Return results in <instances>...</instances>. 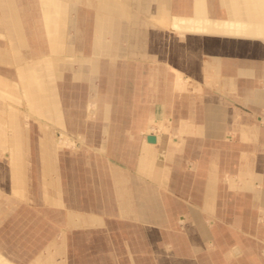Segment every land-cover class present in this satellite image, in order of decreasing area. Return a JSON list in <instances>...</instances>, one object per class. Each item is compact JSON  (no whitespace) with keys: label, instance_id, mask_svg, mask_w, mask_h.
I'll return each mask as SVG.
<instances>
[{"label":"crops","instance_id":"0c3cea01","mask_svg":"<svg viewBox=\"0 0 264 264\" xmlns=\"http://www.w3.org/2000/svg\"><path fill=\"white\" fill-rule=\"evenodd\" d=\"M58 1L40 0L39 3V20L48 50L27 65L17 56L15 70L23 85L31 82L32 93L25 94L30 111L58 124L65 134L62 139L69 142L61 141L77 147L66 151L60 160L61 185L56 189L59 207L64 208V249L79 247L73 261L87 264H264L262 238L220 237L218 225L209 227L203 218L210 217L215 199L221 196L236 198L241 206L250 208L264 205V0H152L175 30L172 34L177 38V50L185 57L182 62L177 61L178 69L192 70L193 66L186 65L189 60L197 61L199 55H206L201 58L200 68L203 69L205 61L208 93L194 97L186 94L188 91L168 87L169 83L161 85L159 97H153L152 109L147 113V117L157 116L160 120H147L138 126L130 124L134 113L113 108L119 100L115 96L124 91V83L117 85L118 89L103 84L102 91L98 92L97 102L101 107L98 110L96 101L90 100L86 111L70 110L62 115L57 90L46 83L44 72L58 76L60 64L75 62L78 66L72 69L71 76L82 79L86 75L91 81L100 65L98 56L113 54L119 45L116 39L122 29L115 26V16H126L122 4L127 5L129 0H85L89 6L94 5L91 20L95 25L89 47L82 46L81 42L77 44L84 32L82 8L78 7L82 0ZM26 4L25 0H0V21L9 19L12 25L6 26L7 32L14 27L16 32L13 33L21 43L26 34L21 33V19L17 15L21 12L20 5L30 10ZM145 7L148 16V11L152 10ZM152 13L151 18H156L157 14ZM202 20L216 25L213 29L195 28L194 24ZM62 27L63 34L58 31ZM4 35L0 30V37ZM12 46L20 56L19 43ZM28 71L39 74L40 84L27 80ZM198 111L202 113H195ZM87 113L94 120H89ZM8 116H15L14 108H10ZM164 117H206L209 121L204 132L208 139L228 132L232 136L218 143L193 136L179 139L174 136L180 131L179 125L164 127ZM120 118H128V124L121 125ZM155 127L164 130H154ZM3 130L4 125L0 124V133ZM13 132L16 143L20 132ZM68 133L79 136V142L74 144L76 141ZM149 135L155 137L154 142L147 140ZM249 137L251 141L246 140ZM201 146H205L208 155L204 163L195 157V151ZM233 148L237 154L231 159L233 166L229 167L226 158ZM219 150H223L224 161L218 169L239 173L244 178V183L232 193L220 190L218 185L219 170L215 163ZM7 153L12 180L20 185L23 178L19 151ZM251 154L257 156L255 162L248 161ZM40 155L43 172L48 173L50 153L45 148ZM186 161L195 169H187ZM247 174L252 175V180L245 178ZM255 183L257 187L253 186ZM180 213L185 214L181 218L185 223L184 231H170L177 228L175 217ZM231 226L238 231L246 229L242 222ZM73 228L78 230L75 232L79 234V241L71 237L75 233ZM91 230L95 238L87 237ZM68 231L72 233L69 237ZM0 260L18 264L1 251Z\"/></svg>","mask_w":264,"mask_h":264},{"label":"rangeland","instance_id":"374dc122","mask_svg":"<svg viewBox=\"0 0 264 264\" xmlns=\"http://www.w3.org/2000/svg\"><path fill=\"white\" fill-rule=\"evenodd\" d=\"M25 1L28 2L26 6L30 10L26 11V7L20 5L21 12L19 13L23 28L21 33L26 34L25 43L18 40L16 33H13L16 32L13 31V28L7 32L6 26L12 25L11 22L0 21V30L5 34L0 37V74L8 79L6 81L5 77L0 76V89H2L0 90V124L4 125L3 133H0V251L6 258L18 264H87L86 261L82 263L73 261L74 255L79 253L77 245L68 246L64 249V208L59 207L58 200L60 198L56 190L61 185L60 160L65 156L66 151L76 150L77 147L73 143H62V132L64 131L58 124H54L48 118L30 111L29 102L25 95L27 91L29 93L30 87H24L21 80H18L15 70L18 57L22 64L27 65L48 50L45 33L39 20L40 0ZM142 3L148 7V10L151 9L157 14L156 18H151L155 15L149 12L150 10L147 16V8ZM123 4L122 6L127 11L126 16L116 15L114 21L115 26H121L122 29L118 33L120 36L116 39L119 45L113 50V54H100L98 56L100 65L91 81L86 75L82 79L71 76L72 69H76L78 66L75 62L60 64V71H57L58 76H49L47 71H44L46 83L51 86L54 85L57 90L62 115L65 111L70 110L85 109L86 111V104L90 100L96 101L97 110L101 108L97 102L99 100L98 92L102 91L104 83L108 85V88L125 84L122 95L115 96L116 100L119 99L118 102L111 103L109 109L112 108L113 104L115 105L114 109L134 113L135 117L129 120L131 125L137 126L147 123V120H160V117L157 116L147 117V113L149 114V110L152 109L153 97H159L161 88L159 86L161 85L169 83L168 87H173L178 91H188L186 94H191L194 97L207 95L208 76L205 61L202 64L203 69L200 68L201 58L206 55H199L200 59L197 61L189 60L190 63L186 65L193 66L194 69H178L177 61L182 62L185 57L181 51L177 50V38L172 34V31L175 30L170 25V21L167 20L168 17L165 19V14L159 11V5L158 7L153 5L152 0H147V3L145 0H129L127 5ZM89 5L85 0L80 1L78 5L80 9L82 8L81 26H83L84 32L77 44L81 42L84 47H89L93 41V25H95L91 20L94 16V5L93 7ZM1 15L0 6V17H2ZM35 28L40 31L37 33ZM39 37L42 39L41 48L38 46ZM107 37L108 35L105 38ZM13 43L16 46L19 43V51L22 52L20 56L16 55V50L12 46ZM12 81L16 83H12ZM36 83L40 84V81ZM3 84L6 85V89L2 88ZM10 108L15 109V116H8ZM88 119L94 120L91 117ZM119 120L121 125L123 123L128 124V118H120ZM208 121L206 117H189L186 119L164 117L162 124L164 127L179 125V133L174 134L179 139L193 136L200 137L207 142L211 140L213 143H218L227 141L230 135L232 136L231 132H228L226 135H216V139L214 136L208 139L204 132V127L207 126ZM17 130L20 133L17 134L16 144L14 142L16 136L13 135V131ZM154 130L161 131L164 129L163 127H155ZM68 135L76 141L75 144L80 138L77 135L69 133ZM246 140L251 141L252 139L249 137ZM45 148L51 157L49 174L43 172L44 168L40 155ZM13 151H19L22 162L23 180L20 185L15 184L12 180L11 166L6 155L7 152ZM195 152L197 153L195 157H199L202 160L200 162L204 163V159L208 157L205 146H201ZM236 152L237 150L234 148L229 150L230 156L226 158L229 167L234 164L231 159L236 158ZM221 153L223 150H219V155H216L215 165L217 169L219 165L221 167L224 161V155ZM256 159L257 156L253 154L248 157V161L255 162ZM186 162L188 164L187 169H195V167L190 166L189 161ZM218 170L220 190L227 189V193H232L234 189L244 183V178L242 179L239 173L235 175L225 173L221 169ZM244 176L248 180H252V175ZM252 184L254 183L252 182ZM18 185L19 188L15 189ZM253 186L257 187L258 184L255 183ZM212 208L210 217L207 215L203 217L205 225L209 227L218 225L220 237L262 238L260 242L262 243L261 252L264 255V205L259 204L257 207L250 208L245 205L241 206L236 198L221 196L215 199ZM184 215V213L176 215L175 225L177 228L170 231L179 233L184 231L185 223L181 219ZM210 220L213 221V224L210 223ZM240 222L246 226L244 231L232 229L231 225H237V223L240 225ZM69 226H67L68 229ZM72 226L76 225L73 224ZM75 231L78 232L73 228V232ZM77 232L72 234L68 231V237L72 234L71 237H75L76 241H79L80 237ZM128 232H132V230ZM87 237L95 238V232H89Z\"/></svg>","mask_w":264,"mask_h":264},{"label":"bare ground","instance_id":"6f19581e","mask_svg":"<svg viewBox=\"0 0 264 264\" xmlns=\"http://www.w3.org/2000/svg\"><path fill=\"white\" fill-rule=\"evenodd\" d=\"M57 1V3L59 2L58 0H56ZM9 2V1H8ZM62 7H63V5H62ZM41 9V8H40ZM13 10V9H12ZM15 10V9H14ZM17 11V10H16ZM8 12V11H7ZM11 12V11H10ZM7 14V13H6ZM12 14V13H11ZM14 14V13H13ZM17 16H19V15H17ZM9 17H11V15L9 16ZM12 17H14V16H12ZM11 17V18H12ZM19 18V17H18ZM6 19V18H5ZM0 20H1V18H0ZM8 21H9V19H7ZM18 20V19H17ZM70 20V19H69ZM176 20V19H175ZM208 20H210V19H208ZM208 20H202V21H200V22H196L194 25H195V28H197V29H202V28H204V29H210V28H212L213 29V27L216 25L214 22H212V21H208ZM14 21V20H13ZM71 21V20H70ZM6 22V21H5ZM21 22V21H20ZM43 22V21H42ZM14 23H16V22H14ZM218 23V22H217ZM173 24V23H172ZM46 25V24H45ZM44 25V26H45ZM61 25V24H60ZM182 25V24H181ZM16 26V25H15ZM62 26V25H61ZM181 27V26H180ZM14 28V27H13ZM21 28V27H20ZM246 28V27H245ZM248 28V27H247ZM18 29V28H17ZM23 29V28H22ZM227 29H230V28H227ZM11 30V29H10ZM232 30V29H231ZM58 31L60 32V33H64V29H63V27H62V29H60V28H58ZM71 33V32H70ZM2 34V33H1ZM25 39V38H24ZM20 40V39H19ZM23 40V39H22ZM21 41V40H20ZM24 42V41H23ZM14 45V44H13ZM42 45V44H41ZM49 47V46H48ZM19 50V49H18ZM17 50V51H18ZM45 70V69H44ZM27 77V80H30V81H32V80H34L35 82H39L38 80H40L39 78H40V76H39V74H37V72H35V73H33L32 71H28V74L26 75ZM3 82V81H2ZM1 82V83H2ZM30 83L31 82H29V85H30ZM4 85V84H3ZM6 85H7V83H6ZM6 85H4L2 88H5V86ZM29 85H24V87L25 88H27V87H30ZM6 89V88H5ZM0 90H2V89H0ZM29 90V93H32V91H31V87L28 89ZM27 93H28V91H27ZM21 111V110H20ZM46 122V121H45ZM157 123V122H156ZM46 125V124H45ZM32 130V129H31ZM145 133V132H144ZM150 133V132H149ZM63 135V134H62ZM63 136H65V134L63 135ZM62 136V137H63ZM67 138H70V137H68V136H66ZM66 139V138H65ZM65 139H62V140H65ZM67 140V139H66ZM68 141V140H67ZM69 142V141H68ZM79 142V141H78ZM59 143V142H58ZM62 143H63V141H62ZM75 144V143H74ZM80 144V143H79ZM79 146V145H78ZM40 152H41V150H40ZM46 155V154H45ZM7 156H8V153H7ZM9 160V159H8ZM45 160V159H44ZM43 162H45V161H43ZM45 173V172H44ZM44 173H43V175H44ZM0 264H11V263H8V262H5L4 260H0Z\"/></svg>","mask_w":264,"mask_h":264},{"label":"water","instance_id":"95a60500","mask_svg":"<svg viewBox=\"0 0 264 264\" xmlns=\"http://www.w3.org/2000/svg\"><path fill=\"white\" fill-rule=\"evenodd\" d=\"M147 140L149 142H154L155 141V137L153 135H149V136H147Z\"/></svg>","mask_w":264,"mask_h":264}]
</instances>
